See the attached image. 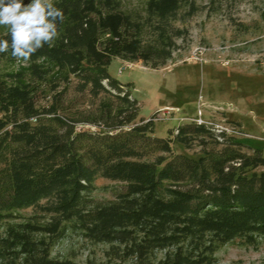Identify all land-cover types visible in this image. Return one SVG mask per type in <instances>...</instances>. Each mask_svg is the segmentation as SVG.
<instances>
[{"label":"trees","instance_id":"16d2710c","mask_svg":"<svg viewBox=\"0 0 264 264\" xmlns=\"http://www.w3.org/2000/svg\"><path fill=\"white\" fill-rule=\"evenodd\" d=\"M53 3L65 19L52 47L26 63L11 50L0 53V247L7 264H76L51 252L68 231L106 247L99 264H215L218 250L235 240L258 244L262 150L219 142L195 123L154 136L152 120L134 123L137 100L108 73L115 57L165 66L186 34L180 13L192 5L147 0L139 16L122 11L120 0ZM0 39L10 42L9 31ZM88 100L93 108L81 110ZM200 137L221 149H204L197 159L173 152V141L189 148ZM97 178L122 182L125 192L95 201ZM28 208L49 220L21 217Z\"/></svg>","mask_w":264,"mask_h":264},{"label":"rangeland","instance_id":"374dc122","mask_svg":"<svg viewBox=\"0 0 264 264\" xmlns=\"http://www.w3.org/2000/svg\"><path fill=\"white\" fill-rule=\"evenodd\" d=\"M54 1V0H53ZM147 0H120L121 9L143 16ZM30 3V0H24ZM191 4L182 10L177 22L186 30L176 40V49L165 66L151 69L141 62L113 58L108 66L111 77L127 86L137 100L139 114L135 124L153 123L152 135L167 137L188 123L209 127L217 141L230 139L261 149L264 155V0H182ZM0 26V34L8 32ZM71 98L75 94L70 93ZM92 100L79 102L88 111ZM45 101H40L45 105ZM97 131L89 124L77 130ZM174 153L199 158L203 150L221 149L210 138L201 137L189 148L173 141ZM264 171V167L257 172ZM90 196L106 202L125 192V184L97 178ZM25 219L46 223L49 216L39 209L20 211ZM5 222H0V238ZM104 245L93 244L78 232H66L52 247V256L76 264L104 261ZM0 264H7V254L0 247ZM215 264H264V237L255 246L235 240L216 253Z\"/></svg>","mask_w":264,"mask_h":264},{"label":"clouds","instance_id":"9594fccd","mask_svg":"<svg viewBox=\"0 0 264 264\" xmlns=\"http://www.w3.org/2000/svg\"><path fill=\"white\" fill-rule=\"evenodd\" d=\"M65 14L53 0H0V26H8L11 41L0 39V53L11 50V56L28 62L44 48L52 47L60 33L58 25Z\"/></svg>","mask_w":264,"mask_h":264}]
</instances>
